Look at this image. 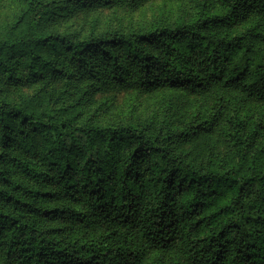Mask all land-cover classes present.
Listing matches in <instances>:
<instances>
[{
  "label": "trees",
  "instance_id": "1",
  "mask_svg": "<svg viewBox=\"0 0 264 264\" xmlns=\"http://www.w3.org/2000/svg\"><path fill=\"white\" fill-rule=\"evenodd\" d=\"M22 1L0 26V75L43 84L0 98L3 263L264 264L263 131L242 113L264 103V0H191L188 19L81 38L45 27L59 0ZM80 76L211 96L181 133L215 131L225 150L196 161L169 132L77 121L45 85L68 90Z\"/></svg>",
  "mask_w": 264,
  "mask_h": 264
},
{
  "label": "rangeland",
  "instance_id": "2",
  "mask_svg": "<svg viewBox=\"0 0 264 264\" xmlns=\"http://www.w3.org/2000/svg\"><path fill=\"white\" fill-rule=\"evenodd\" d=\"M22 6V0H0V26L11 22ZM57 6L45 27L80 38L111 30L126 31L152 24H173L193 14L191 0H142L138 5L59 0ZM38 79H26L20 84L0 75V98L19 102L25 97H31L43 84ZM47 81L45 87L56 88L53 97L58 95L59 103H74L71 111L77 121L92 117L100 124L132 123L157 133H171L174 150L196 161H204L210 147L225 150V142L215 131L189 130L188 136L181 133L186 131L188 121H198L202 111L213 109L211 96L198 95L178 85H163L152 90H141L128 84H100L92 87L88 86L90 80L82 76L68 90H63V80ZM242 113L250 123L259 125V130L263 131L259 143L262 140L264 142V103L249 100ZM11 175L19 177L16 173ZM0 264H4L1 257Z\"/></svg>",
  "mask_w": 264,
  "mask_h": 264
}]
</instances>
